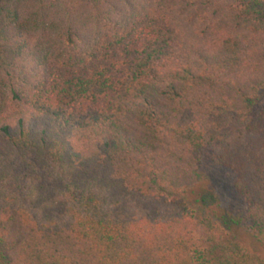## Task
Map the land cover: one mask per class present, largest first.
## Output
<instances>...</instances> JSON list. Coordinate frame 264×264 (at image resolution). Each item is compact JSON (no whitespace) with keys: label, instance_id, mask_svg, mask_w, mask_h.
Returning <instances> with one entry per match:
<instances>
[{"label":"trees","instance_id":"obj_1","mask_svg":"<svg viewBox=\"0 0 264 264\" xmlns=\"http://www.w3.org/2000/svg\"><path fill=\"white\" fill-rule=\"evenodd\" d=\"M160 1L0 8V264H264L190 198L209 152L264 248V0Z\"/></svg>","mask_w":264,"mask_h":264},{"label":"rangeland","instance_id":"obj_2","mask_svg":"<svg viewBox=\"0 0 264 264\" xmlns=\"http://www.w3.org/2000/svg\"><path fill=\"white\" fill-rule=\"evenodd\" d=\"M160 2V0H103L101 6L112 11L113 19H120L124 16L123 14L129 17L144 10L148 5L160 4ZM19 4H25V13H23L21 19L27 22L31 28L36 26L42 29L46 28L47 23L49 24L52 41L49 42L46 39L45 43L42 41L38 45V52L40 54L46 53L49 50V45L57 43V33L61 30V22L58 18L59 9L49 2H45V0H0V8L6 10V12ZM113 4L118 5L119 10L113 11L112 7L109 8ZM84 12V10L79 12L83 14L80 16L81 18H78L79 25L83 27L85 33L90 34L92 30L93 37L99 36V29L92 27L91 17L85 15ZM258 26L259 32L264 33V19L259 21ZM181 28L186 43L189 44L198 40L197 27L193 24L184 23ZM39 32L41 33L42 30ZM120 127L128 132H135L138 129L132 113L124 118ZM235 178L236 174L233 170L214 163L211 154L207 152L200 181H197L196 185L193 186L190 198L195 203L198 212L213 216L223 222L230 237L249 250L263 252L264 248L249 230L244 202L233 186Z\"/></svg>","mask_w":264,"mask_h":264}]
</instances>
